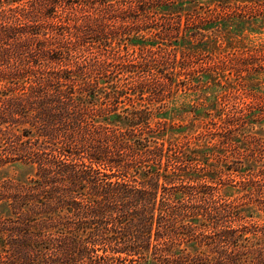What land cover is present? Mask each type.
I'll list each match as a JSON object with an SVG mask.
<instances>
[{"label":"trees","instance_id":"1","mask_svg":"<svg viewBox=\"0 0 264 264\" xmlns=\"http://www.w3.org/2000/svg\"><path fill=\"white\" fill-rule=\"evenodd\" d=\"M128 1L0 0V138L8 139L7 147L0 142V170L15 163L10 158L31 157L34 172L25 193L15 189V179L0 180V264H24L19 247L23 256L31 249V264H110L111 254L120 264H158V256L163 264H264V225L247 228L243 222L248 216L264 223L262 141L239 164L258 166L259 181L241 184L242 199L252 203L220 204L218 173L209 172L213 178L193 168L196 158L208 154L196 157L192 143L183 151L170 140V112L179 107L166 91L189 95L221 88L227 93L228 76H215L226 66L219 73L216 67L195 69L201 66L195 54H215L184 51L180 45H202L208 35L219 39L236 25L264 21V16L227 13L235 6L231 0H209L208 15L188 35L172 38L168 51L149 44L139 26L147 19L133 13L147 14L149 7L150 13L173 20L181 17L170 10L175 0ZM79 28L87 31L85 39L106 44L118 31L120 37L134 33L128 35L130 45L141 49L134 59L120 53L94 62L98 75L107 79L115 66L123 75H136L131 89L104 77V83L83 77L77 32L71 33ZM102 99L112 103L101 105ZM122 99L129 100L125 107L119 106ZM206 106L196 101L190 109L195 117L196 109ZM18 126L29 127L18 131ZM22 137L38 142L20 143ZM3 207L9 209L5 220L21 217V229L2 222ZM206 229L216 238L204 235L192 243L205 244L211 254L193 256L188 253L192 244L182 249ZM99 248L103 255L94 256Z\"/></svg>","mask_w":264,"mask_h":264},{"label":"rangeland","instance_id":"2","mask_svg":"<svg viewBox=\"0 0 264 264\" xmlns=\"http://www.w3.org/2000/svg\"><path fill=\"white\" fill-rule=\"evenodd\" d=\"M131 1L132 4L136 5L137 1L144 0H129L128 2L130 3ZM208 1L209 0H175L176 3L170 10L177 15H181V17L174 16L173 20L172 18L169 19L168 16L164 17L153 12L150 13L149 7L145 8L147 14L133 13V16H145V19H147L148 24H139L140 29L143 30L141 35L148 41H151L149 44L155 43L156 48L154 49L160 50L161 48L169 51L173 44L172 38L180 37V35L185 36L186 31H188V35L191 32L192 26L196 27V25L200 24L202 21L201 19L208 15ZM94 3L97 2L94 1ZM229 3H233L232 5L235 6H230L231 8L227 13L242 12L249 18L256 15L260 17L264 16V0H231ZM96 5L94 6L95 8H97ZM212 9H215L214 6H212ZM168 22L172 23L171 27L168 26ZM82 25L83 24H81V26ZM111 25H114V27L118 26L116 24ZM236 26H238V28H233V30L227 33L224 32V35L219 39H214L216 37L215 35H208V40L202 45H196L195 41V44L185 42L180 45L181 50L184 51L189 52L190 50V52L194 51L196 53L198 51L209 52L208 55L215 54L214 56L210 55V58L203 56V53L195 54V61L201 63V66L195 69H201V67H216L215 71L219 73V68L226 66L225 71L215 76L221 78L228 76V81L224 80L223 82V84H227L228 86L227 93L221 94L222 91H225L221 88H214L209 91L199 90L196 93L190 92L189 95H185L184 92H180L176 89L171 92V89L168 88L166 91L170 92L169 96L173 95L174 101H171V103H177V107H179L170 112L172 121L170 124L174 127L172 130L174 135L170 137L171 142L177 144L176 146L179 148H184L183 151L186 150V146L189 143H192L194 146L193 153H195L196 157H198V153H207L208 155L202 156L200 154V158H196L198 161L194 163L193 168L201 170L203 175H209L208 173L211 171H216L218 173V178L220 177L217 179L218 181L216 180L218 186L214 184H208V186H216L218 188L216 196L220 204L233 202L243 205L244 203L252 202L245 197L242 199L243 194H240L242 185L244 183L249 184L252 181L257 183L259 181V176L258 166L252 163L250 167L246 168L242 166L240 168V159L245 156H250L257 141H262L264 146V21L256 20L252 22L247 20ZM125 27L134 29V25L131 23H127ZM178 30H182L183 33L181 32V34L178 35ZM76 32L78 36V49H80L77 63L81 70L82 68L85 70L86 75L83 77H88L94 81H100V79L103 81L105 78V80L113 82L117 87H127L128 90L135 85L136 75H123L121 70H118L119 68H116V66L110 69L111 74L108 75L109 79L104 76H99L97 70L94 68V62H101L104 55H114L117 57L121 53L120 55H122V57L128 56L134 59L141 52L140 47L130 45L128 35L130 34L132 36L134 33L127 32V36L123 35L120 37L119 32L122 33V30L118 31L116 34L118 37L112 40L111 44H108V42L106 44L97 41L95 37L85 39L87 31L83 28H79L77 31L71 30V33ZM66 36L68 42L72 41L69 40L71 37L70 33L66 34ZM236 55L237 58L235 59L234 57ZM208 64H211V66ZM240 71H242V73H240ZM149 75L153 76V74ZM182 79H184V77H182ZM102 83H104V81ZM215 96L218 97L217 104H219V108L215 106ZM129 98L132 99L130 96ZM84 99L83 97L82 105L86 103V99ZM196 101H204L207 104V108L196 109L194 117L190 108H192ZM99 103L101 105H110L112 102L109 103L107 100L102 99ZM119 103L120 107H125V104H128L129 100L122 99ZM236 104H238V106H235ZM231 121L234 122L235 125H228V122ZM225 122H227V124ZM27 127L29 126H18L15 128L19 131V129L22 130ZM6 129H9V127H6ZM229 135H231V142L227 137ZM218 136H220V139ZM217 139L219 140L216 141ZM7 140L8 139L5 137L0 138V142L5 145V147L8 145ZM35 141L36 143L38 142L37 139L31 140V137H22L20 143L32 142L35 144ZM219 141L221 142L219 143ZM226 141L229 142L227 143ZM211 145L216 147L213 149H204ZM179 148H176L177 151H179ZM10 159L15 163L7 165L0 170V180L8 182L15 179V189L23 193L28 190L30 191L31 179L34 178V172L31 168V157L30 159L27 157ZM206 160L208 162H206ZM199 161H201V163H199ZM202 161H205L207 166H203ZM244 163H246V161ZM226 167L227 169L231 167L235 171H227ZM238 173L239 176L237 175ZM209 176L216 178L215 175ZM247 193L250 194L252 192H246V194ZM160 198L162 199V197ZM184 201L190 200L184 198ZM198 201L199 200L196 202L198 203ZM8 210L7 207H3V213L5 214H3L4 217L2 222H7L8 225L12 222V225L21 229L24 222L18 221V218H21L20 216L18 217L15 215L11 217V221L5 220L9 218ZM239 222L240 221L235 223L232 222L231 225L235 226ZM243 222L244 226L247 228H250V226L253 228L255 225H264L262 220L256 218L250 219L248 216ZM212 231L213 230L210 229H206L205 231L199 230L196 233V238L189 240L188 244H181L183 245L181 246L182 249H186L187 245L192 244L194 247L188 248V253H192L193 256L211 254L208 252L210 249L208 246L205 244L196 245V243H192V241L196 239L199 241L204 235L210 238H216L213 237L215 233ZM19 235L18 238H20L22 234L19 233ZM210 242L211 241H209V243ZM17 249L21 251V257L25 259L23 262L26 261L24 264H31V249L26 252L24 256L22 251L24 249L20 247ZM102 255L101 248H99L94 256ZM110 258V264H120L115 259L117 255L111 254ZM160 258L161 257L158 256L155 259L158 260V264H163ZM173 260L174 259L171 258L172 262Z\"/></svg>","mask_w":264,"mask_h":264}]
</instances>
